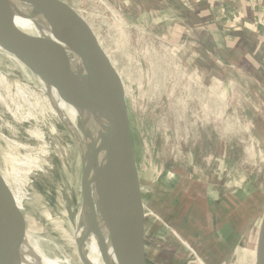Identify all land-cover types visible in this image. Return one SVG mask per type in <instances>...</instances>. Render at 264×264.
Wrapping results in <instances>:
<instances>
[{
  "label": "rangeland",
  "instance_id": "1",
  "mask_svg": "<svg viewBox=\"0 0 264 264\" xmlns=\"http://www.w3.org/2000/svg\"><path fill=\"white\" fill-rule=\"evenodd\" d=\"M66 1L92 16V25L105 49L127 80L124 84L131 137L141 171L144 167L170 172L177 201L161 264H221L218 251L226 254L231 249L240 236L236 232L234 237L233 232L244 222L240 244L232 249L225 264H253L254 253L256 262L260 162L264 152V14L242 17L238 0H221L220 6L216 0ZM247 3L260 7V0ZM224 6L230 7L234 17H223ZM200 19L206 22L205 28ZM205 30L210 38L213 36L219 52L237 64L239 72L214 64L198 46L208 43ZM0 57L15 66L3 55ZM0 75L7 83L0 88L4 99L0 102V171L10 181L16 177L25 185L18 182L26 194L24 213L40 228L41 236L50 239L27 193L54 220L60 218V204L69 205L73 212L79 210L84 220L79 192L80 153L61 117L56 120L57 113L53 116L49 111L59 109L82 132L86 144V108L72 109L55 90L50 91V102L47 89L41 88L46 109H30L41 101L35 95L37 85V92L33 90L32 74L30 89L1 61ZM17 88L33 92L35 97L32 93L21 99ZM61 102L64 106L59 105ZM104 160L100 159L101 168ZM142 193L137 196L143 200V211H147ZM220 195L234 198L226 201L231 211L220 220L222 235L219 242H214L209 240L207 217L195 201ZM180 205L186 206L185 211ZM191 213L198 214V220L193 222ZM68 228L62 253L53 247L47 252L51 257L74 262V230ZM254 246L256 252L252 253ZM21 251L30 260L26 238Z\"/></svg>",
  "mask_w": 264,
  "mask_h": 264
},
{
  "label": "water",
  "instance_id": "2",
  "mask_svg": "<svg viewBox=\"0 0 264 264\" xmlns=\"http://www.w3.org/2000/svg\"><path fill=\"white\" fill-rule=\"evenodd\" d=\"M21 1L34 5L63 31L68 45L80 58L85 68L86 88L83 90L66 79L51 62L39 59L37 52L46 49L47 45L34 37L19 31L4 32L0 25V49L23 60L33 75L35 84H37V78L54 88L65 102L82 108L98 110L108 121L105 134L99 136L98 145L85 163L81 147L75 142L80 153L79 192L81 215L86 229L90 234H96L102 248L103 261L106 264H109L106 258L107 245L97 228L98 222H101L110 237L117 264H158L160 246L168 228V203L165 188L167 172L165 170L160 172L145 170L144 167L141 171L138 166L137 154L131 137L124 84V81L127 83L126 78L117 69L116 63L105 49L92 25L94 23L91 20L92 16L75 8L66 0ZM52 46L66 58L63 50L54 42ZM203 50L224 66L232 68L226 60L211 50L206 48ZM4 57L14 64L7 56ZM101 152L104 153L105 165L101 169L95 168L98 165L96 157ZM93 169L96 172L94 179L90 181ZM4 176L0 171V216L12 221L14 225L9 224L7 228L0 225V264H5L1 256L10 259L18 253L26 238V233L40 239L44 238L41 236L40 228L25 215L24 204L22 209L17 206L11 195L10 186L5 183ZM260 176L262 191L258 206L256 233L261 232L258 234L261 240V250L257 261H253V264H264V152L260 162ZM91 185L94 186V194L90 189ZM140 191H143V197L148 204L149 210L147 211H143L142 207L135 210L130 209L133 193L140 194ZM72 203L76 204L74 197ZM211 219L212 228L215 231L214 215ZM45 250L47 252L49 248ZM252 250V253L256 252V246Z\"/></svg>",
  "mask_w": 264,
  "mask_h": 264
},
{
  "label": "bare ground",
  "instance_id": "3",
  "mask_svg": "<svg viewBox=\"0 0 264 264\" xmlns=\"http://www.w3.org/2000/svg\"><path fill=\"white\" fill-rule=\"evenodd\" d=\"M0 25L4 32L10 31V30L14 32L19 31V32H22L26 35L34 37L35 39H38L39 41H42L43 43H45V45H47V48H46L47 50L44 49L42 51L37 52V57L41 60L51 62L52 65L55 67V69L60 74L65 76L66 79L73 82L79 88L85 90L86 82L84 81V77L86 76L85 74L86 72H85V68L80 58L72 51L71 47L68 45V41L63 31L59 29L56 25H54L45 13L38 10L34 5L28 2H24L21 0H0ZM34 30H36V32H34ZM52 42H54L61 50H63L66 58H64L63 55L52 46ZM1 53L4 56H7L9 59H11V61L14 62V65L16 67L18 66L17 68H19L22 73L19 72L15 66L10 65L6 61H4L2 57H0V61L3 62L5 66L12 73H16L21 78V81L23 82L24 84L23 86L25 88L30 89L31 72L29 71L25 62L23 60H20L14 56H11L3 52L0 49V54ZM32 82H33V90L37 92V90L34 87L35 81H34L33 75H32ZM36 83L37 84L35 85H37L38 87V92L37 94L33 92L32 93L33 95L34 94L37 95V97L41 101L35 102V105L29 104V106L32 105L30 109L33 108L34 106L36 110H40L41 112L46 109V104H45L46 101L41 99L40 89L41 88L47 89L46 95L48 96V99L50 102H52L50 91L55 90V89L46 85L45 83H43L41 80L37 78H36ZM6 85L7 83H6L5 78L2 75H0V88L1 87L5 88ZM17 93L21 99L22 98L25 99L27 95L31 96L32 94V93L24 92L21 88H17ZM0 102L4 103V99L2 98L1 94H0ZM59 105L64 106L63 102H61ZM71 107L72 109L75 108L74 105H72ZM54 108L56 110L55 109L52 111H49L48 109L47 110L53 116L57 113L56 116L54 117L56 120H59V116L61 117L63 123L70 130L74 143L77 142L79 147H81V152L84 154V163H85L89 155L93 152V150L98 145L100 141L99 136L105 134L107 130V127H108L107 119L102 117V114H100V111L86 108V113H87V117L89 121L86 122L88 126L85 129L84 135L88 137V141H87L88 143L86 142L85 144L82 141V132L78 128H76V126L70 120H68L66 116L60 112L59 109H57L56 107ZM4 111H6L5 108H4ZM12 128L13 127H11V129ZM84 146L88 150H86ZM104 158L105 157H104L103 152L97 155L96 160L98 161V165L95 168H101L100 167L101 164L99 162H100V159L104 160ZM95 172L96 170L93 169L92 175L90 176V181L91 179L92 180L94 179L93 177H94ZM4 180H5L6 185L10 186L11 195L14 198L17 206L19 207V209H22L24 200L26 201V194L22 189V186L25 188V185L20 180L16 179V177L14 181H10L8 177L4 176ZM12 184H15L13 186L14 187L13 189H12ZM90 189L92 190V193L94 194L93 185H91ZM27 194L30 197V199L35 202L40 218L42 220V223L45 225L48 231V234L50 236V239H44V238L40 239L38 237L32 236L29 233H26V239L31 249V251L29 252L31 253L30 260L25 259L24 257L25 254L24 252L21 251V247H20V250L18 251V253L14 257H10V259L9 258L5 259V257L1 256V259L5 261V264H73V263L74 264H106L103 261L102 248L100 246L99 240L96 237V234H90L88 232V230L86 229L85 223L81 219L79 210H76L75 212H73L71 210L72 208L69 205L60 204L58 206L59 207L58 209L61 212L60 218L58 220H54L42 208L41 204L32 194L30 193H27ZM139 207H141V202L138 199L137 193L134 192L132 195L131 201H130V209L135 210L136 208H139ZM9 224L14 225L12 221L8 220L5 217L0 216V225H2V227L7 228ZM97 224H98L97 228L102 233V236L104 237L103 239L107 245V255H106L107 262L109 264H117L116 263V260H117L116 253L113 251L112 244L110 242V237L107 231L105 230L104 226L101 224V222H98ZM66 227L67 228L69 227L68 229H71V231L74 230V241H75V247H76V253H77V256L73 255V257L76 256V261L74 262H72L70 259L63 258V257H50L45 250V248L48 249L50 247H53L56 250L58 249V251L62 253V243L67 242L66 241L67 235L65 232ZM260 250H261V240H259V249H258L256 257H258ZM252 256H253L252 261H254L255 253Z\"/></svg>",
  "mask_w": 264,
  "mask_h": 264
},
{
  "label": "crops",
  "instance_id": "4",
  "mask_svg": "<svg viewBox=\"0 0 264 264\" xmlns=\"http://www.w3.org/2000/svg\"><path fill=\"white\" fill-rule=\"evenodd\" d=\"M238 1H239L240 7L243 9L242 17L248 16L249 18H252V17H255V15L259 14V13L264 14V0H260V4H259L260 7L259 8H256L255 6L251 7L250 5H248V3H247L248 0H238ZM216 2L219 4L218 6H220L221 0H216ZM222 15H223V17H225V16L232 17L233 13L231 12L230 7L224 6ZM201 20L202 19H200V21H199L200 24L203 25L201 27L205 28V25H206L205 23L206 22L203 24L204 20L202 22H201ZM205 35L209 39L208 43H198V46L202 50L204 48H206L208 50H211L212 52H214L215 54H217L218 56H220L221 58L226 60L232 66L231 69H235V71H238L236 69V68H238L237 64L232 62V61H230V60H228L225 56H223L219 52V50L217 49L216 41L214 40L213 36H212V38H210V32L209 31H205ZM209 57L213 61L214 64H216L218 66H221V67H224V68H227L226 66H224L223 64H221L220 62H218L217 60L212 58L210 55H209ZM170 177H171L170 176V172H167V176H166V180H165V188H166V192H167V203H168L167 224H169L170 217L172 215V209L174 208L175 201H177L175 196H174V193H172L171 178ZM231 197H232V199L234 198L231 195H229V196L223 195V197H222V195H220L219 197L215 196L214 198L202 197V199H200V200L197 199L195 201L196 204H197V207L199 209H201V211H202L201 213H203L205 215V217H207L208 227H209V231H210L209 240H212L214 242H219L220 236L222 235L220 233V231H221L220 230V220L225 215H227V214L229 215V213L231 211V208L226 205V201H228V203H229L231 201ZM138 199H139V201L141 203H143L142 198H141V200H140V198H138ZM185 207L186 206L182 207L184 209V211H185ZM213 215H214V217L216 219L215 220L216 221L215 231L212 228V219H211V217ZM230 216H231V214H230ZM191 217L193 218V220H192L193 222L198 220V214L194 215L193 213H191ZM231 218H233V217H231ZM167 229L165 231L164 238H163V241H162L161 246H160L159 255H158V261H159L158 264H161V262H162L161 256H162V251H163V247H164V242H165V239H166V236H167ZM236 232H239L240 236H239L238 240H235V242H234L235 244L231 247V249H229V251L226 254H224V252H222L221 250L218 251V252H220V254H218V257H219V260H221V264H225L227 262V257L231 253L232 249L234 247L237 248L239 246L240 241H241V237H242L243 233L245 232V222L243 224H240L239 228H237L236 231L234 230V232H233V236L234 237H235V234L237 235ZM230 235L232 236V233ZM231 236H230V238H231ZM236 248H234V249H236Z\"/></svg>",
  "mask_w": 264,
  "mask_h": 264
}]
</instances>
